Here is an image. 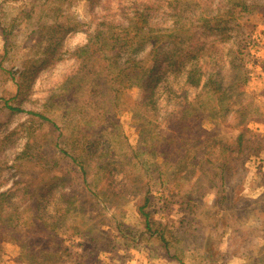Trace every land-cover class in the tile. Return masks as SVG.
Instances as JSON below:
<instances>
[{"label": "rangeland", "instance_id": "obj_1", "mask_svg": "<svg viewBox=\"0 0 264 264\" xmlns=\"http://www.w3.org/2000/svg\"><path fill=\"white\" fill-rule=\"evenodd\" d=\"M63 9L0 72V264H264V0Z\"/></svg>", "mask_w": 264, "mask_h": 264}, {"label": "trees", "instance_id": "obj_2", "mask_svg": "<svg viewBox=\"0 0 264 264\" xmlns=\"http://www.w3.org/2000/svg\"><path fill=\"white\" fill-rule=\"evenodd\" d=\"M74 0H3L0 4V34L4 39V51L0 56V72H4V61L8 58L10 50L15 46L11 40L16 36H22L26 38L29 43L32 36H36V44L39 46L44 45L42 48L41 60L45 64H49L59 57L63 49L64 38L66 37V25L61 24V19L66 18L64 15V5L73 3ZM93 5L100 4L101 0H88ZM137 12L143 13L139 16V21L143 25L148 22V17L144 15V10L138 9ZM139 25L138 23H134ZM80 25V22H75L74 29ZM29 31V32H28ZM142 45V44H140ZM19 46V45H17ZM21 50V48H20ZM79 53H85V48H81ZM159 61V60H157ZM158 63V62H156ZM134 66H137V62H133ZM140 67V66H139ZM138 67V68H139ZM133 65L129 69L122 72L126 79H130V82L139 77L140 73L136 70L132 71ZM130 71V72H129ZM26 71L20 73V77L24 76ZM201 76V75H200ZM200 80H197L192 73L187 77V84L198 85ZM133 84V83H131ZM130 84V85H131ZM208 86V85H205ZM11 110L23 111V108L16 106H10L6 104ZM30 115L37 116L44 121L51 122V120L44 114L30 111ZM242 136L239 137V142ZM143 205L137 207L138 212L145 223V229L153 237L157 235V231L153 229L149 218V213L146 211V207L149 203V198H145ZM160 228V227H159ZM160 232V231H159Z\"/></svg>", "mask_w": 264, "mask_h": 264}]
</instances>
